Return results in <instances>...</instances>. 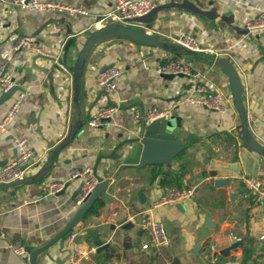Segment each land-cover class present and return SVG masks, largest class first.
<instances>
[{"label":"crops","instance_id":"0c3cea01","mask_svg":"<svg viewBox=\"0 0 264 264\" xmlns=\"http://www.w3.org/2000/svg\"><path fill=\"white\" fill-rule=\"evenodd\" d=\"M60 1L95 13L72 16L60 11L20 9L10 0H0V62L29 89L11 134L27 137L44 154L30 165L26 176L39 173L53 149L74 131L42 177L0 190V264H31L9 245L19 241L25 247H39L74 217V192L80 181L70 178L71 169L93 168L103 150L109 153L128 136L135 124L134 112L141 111L140 104L146 109L152 105L176 107L185 83L181 75L168 79L135 62L142 56L155 63L165 60L168 53L179 57L178 49L184 50L113 36L98 42L89 52L75 104L79 53L90 33L98 28L94 24L99 16L96 11L107 8L111 0ZM184 2L195 7L182 6ZM157 9L156 19L149 24L164 31L166 35L158 36L167 42H176L174 37L180 33L196 35L204 29L210 32V44L219 47L224 33L230 32L235 43L232 54L239 64L236 70L243 83V104L246 106L249 94L264 108V30L263 37L250 33L243 38L249 32L244 20L264 9V0H168ZM19 35L34 37L45 50L58 53V61L43 53L15 52L13 40ZM190 53L192 57H182L205 74L213 88L230 97L228 114L222 117L215 110L193 105L173 111L172 116H181L196 138L187 142L165 169L162 164L120 167L119 159H102L98 172L110 177V182L99 197L103 206L75 227L79 230L76 242L89 250L88 257L77 264H165L168 257L175 264H207L211 244L218 248L220 264H264V184L259 201L246 194L242 179L245 174H258L264 179V156L244 143L240 109L225 72V66L231 63L229 58L210 52ZM111 64L123 70L115 82L112 100L120 107L131 106L117 109L92 130L88 119L102 102L97 77ZM7 104L0 105V115ZM11 134L0 133V166L14 153ZM105 163H109L107 174L103 173ZM214 169L215 176L210 173ZM167 170L181 175L182 186H193L194 196L155 205V198L166 187L177 186L161 184ZM215 177L227 178L228 184L216 186ZM52 179L70 183L63 193H49ZM230 192L235 194L233 200ZM151 217L161 219L167 231L168 244L160 253L145 227ZM237 242L241 243L231 247ZM226 247H230L229 253L222 254ZM245 248L252 251L247 260ZM64 249L60 251L55 243L49 253L62 259L68 253L66 245ZM68 258L64 264H69ZM37 260L55 264L46 260L45 253L38 254Z\"/></svg>","mask_w":264,"mask_h":264},{"label":"built area","instance_id":"2783aa9c","mask_svg":"<svg viewBox=\"0 0 264 264\" xmlns=\"http://www.w3.org/2000/svg\"><path fill=\"white\" fill-rule=\"evenodd\" d=\"M4 1V0H3ZM168 0H111L107 8L96 11L99 15L94 24L99 28L110 22H117L136 29H143L148 33L155 35H166L164 31L156 26H151L149 22L140 18L152 11L160 3ZM10 3L18 6L20 9L40 10V11H64L69 15H89L95 11L65 4L60 0H10ZM245 27L249 32L244 33V37H248L250 33H256L262 36L264 30V9L252 18L244 20ZM264 32V31H263ZM210 32L204 29L199 34L180 33L174 37V40L184 47L194 52H210L212 54H224L230 62L238 69V63L232 54L235 46L233 35L225 32L223 35L222 46L215 47L210 44ZM237 45V44H236ZM12 48L15 52H36L38 54H46L58 61V53L45 50L34 37L28 35H19L13 40ZM135 62L142 65L144 69L155 70L158 73H173L175 76L182 74L185 83L182 93L176 107H158L152 105L145 110L144 118L147 122L160 116H170L173 111L187 105L205 107L215 110L225 117L230 109V97L224 92L212 87L210 80L199 69H194L187 59L184 57H175L167 54L163 61L151 62L142 56L135 58ZM123 70L119 65H112L102 70L97 77V86L102 90V102L98 105L95 112L90 114L88 119L89 127L94 130L101 126L103 121L110 118L113 113L119 109V105H111L114 92L115 82L122 76ZM242 74V70H241ZM243 76V75H242ZM14 85L17 88L12 93L2 114L0 115V133L5 135L11 134V126L17 116L21 104L29 93V89L24 86L16 77L13 70L0 62V93L9 90ZM246 120L256 137V139L264 146V108L260 101L254 100L252 95H247ZM4 102V103H5ZM3 103V104H4ZM141 113L134 112L135 122H139ZM262 122V123H261ZM242 129V127H241ZM12 135V134H11ZM14 153L12 157L0 166V184L15 181L27 175L28 168L34 161L43 158L44 154L39 152L29 139L25 136L12 135ZM70 178L79 180L80 190L76 195L74 205L81 207L91 196L98 178L93 172L91 166L74 167L70 171ZM242 179L246 186V194L255 196L261 201V193L264 179L258 174H245ZM65 181L52 179L48 183V192L55 193L64 187ZM195 188L193 186H169L164 189L156 198L155 205L168 204L175 201L194 196ZM145 227L150 236L153 247L160 253L162 247L168 244V236L163 221L157 217L149 218ZM79 230L73 228L65 237V245L70 250L68 263L77 264L81 259L87 258L89 250L82 247L76 242V236ZM264 238V235L262 236ZM2 246L0 242V247ZM16 253L27 255L28 252L21 242H12L9 245ZM218 248L216 244H211L207 264H220L217 260ZM165 264H175L172 258H166Z\"/></svg>","mask_w":264,"mask_h":264},{"label":"water","instance_id":"95a60500","mask_svg":"<svg viewBox=\"0 0 264 264\" xmlns=\"http://www.w3.org/2000/svg\"><path fill=\"white\" fill-rule=\"evenodd\" d=\"M177 4V3H172ZM182 6L194 8L195 6L190 2H184ZM157 6L150 11L149 13L143 15L141 18L146 22H150L156 19L157 17ZM62 14H66L64 11H60ZM129 36L134 38L139 42L151 43L166 47L167 49H173L175 47L180 48L184 51L194 52L193 50L182 46L176 42H167L162 40L159 36L148 33L143 29L132 28L127 25H123L117 22H110L106 25H103L90 33L87 37L84 46L82 47L77 62H76V99L75 104L77 103L79 97V82L82 74V68L84 62L93 48L98 42L107 39L113 36ZM111 65H107L104 67L106 69ZM42 68V67H41ZM225 72L230 78L231 89L234 94V99L236 105L240 109L241 113V124L243 131V140L244 143L249 146L254 151L260 153L264 156V146L256 139L254 134L252 133L247 120H246V109L243 104L242 98V80L240 75L238 74L236 68L232 63H229L225 66ZM164 77L171 79L175 77L173 73H161ZM182 76V74H179ZM17 88V85H14L7 91H4L0 94V105H2L7 99L10 98L12 93ZM109 103L111 105H116L113 100H110ZM141 105V118L139 122H135L134 126L131 127V132L128 136L122 138L118 141L115 146L111 149L109 153L103 150L96 158V162L93 166V172L98 178V183L96 184L91 196L89 199L77 209L74 217L65 225L63 229H61L51 240L44 243L39 247H33L31 245H26V250L28 252L27 255H24V259L28 260L31 264H45L44 261H38L37 256L40 253H45L46 260L54 261L55 264H64L66 258L70 254V250L67 249V255L62 259H55L53 254L49 253V247L53 244L58 243L60 246V251H64L65 247V237L73 228L77 226V224L82 221L88 214L89 210L93 206V204L100 197L101 193L105 190L108 183L110 182V177H104L102 174L98 172V166L102 159L105 160H121L120 167H128L133 166L135 168L143 167L148 164H162L163 169L166 168L168 162L174 159L184 148L186 143L191 142L196 138L195 135H192L190 131L184 126L183 119L181 116H160L152 121L147 122L144 118L145 106ZM131 105H121L119 108H128ZM74 131H72L71 135L67 137L64 141L59 143L58 146L53 149L51 154L49 155L44 167L42 170L37 173L35 176H25L23 178L17 179L15 181L6 182L0 184V190L12 186L18 185L22 183H27L31 180L39 179L42 177L50 168L53 163L56 154L64 147L66 144L70 142ZM106 165V163H105ZM109 171V163L103 169V173L107 174ZM211 175L215 176L217 174V170H211ZM70 181H65L64 187L57 191V193H63L65 189L69 186ZM214 183L216 186H222L228 184V179L224 177H215ZM80 187H78L74 196L79 192ZM235 197L234 192H230V198L233 200ZM102 240L97 239L96 243L101 244ZM241 242L234 243L231 247H235L239 245ZM107 246V245H105ZM230 247H226L221 250L222 254H228Z\"/></svg>","mask_w":264,"mask_h":264},{"label":"trees","instance_id":"16d2710c","mask_svg":"<svg viewBox=\"0 0 264 264\" xmlns=\"http://www.w3.org/2000/svg\"><path fill=\"white\" fill-rule=\"evenodd\" d=\"M177 48V47H175ZM181 175L179 173H175L171 170H167L164 172L163 177L161 178V184H176L177 186H182V182L180 180ZM103 206V201L98 198L97 201L93 204L89 213H97L99 209ZM87 214V215H88ZM252 251L250 248H245L244 250V259L247 260L250 258Z\"/></svg>","mask_w":264,"mask_h":264},{"label":"rangeland","instance_id":"374dc122","mask_svg":"<svg viewBox=\"0 0 264 264\" xmlns=\"http://www.w3.org/2000/svg\"><path fill=\"white\" fill-rule=\"evenodd\" d=\"M141 20H143V21H145L144 19H142V18H140ZM120 37H124V38H128V39H130V40H132V41H135L137 44H139L140 42H138L137 40H135L134 38H132V37H129V36H123V35H119ZM178 53L180 54V56L182 57V56H184V57H192L191 55V53L190 52H186V51H180L179 49H178Z\"/></svg>","mask_w":264,"mask_h":264}]
</instances>
